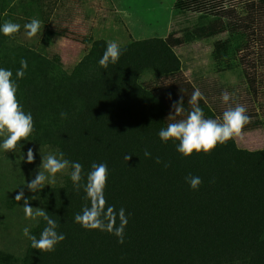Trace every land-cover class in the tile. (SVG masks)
<instances>
[{"label": "trees", "instance_id": "obj_1", "mask_svg": "<svg viewBox=\"0 0 264 264\" xmlns=\"http://www.w3.org/2000/svg\"><path fill=\"white\" fill-rule=\"evenodd\" d=\"M15 1L0 0V26ZM174 9L216 19L213 34L245 36L241 84L248 85L252 95L243 87V93L230 96L225 104L221 95L228 89L210 78L165 87L144 85L141 77L147 71L165 78L180 76L176 49L182 42L173 35L133 41L120 48L119 60L107 68L99 60L108 42L94 41L67 72L60 56L48 58L0 32V68L13 73L17 99L33 118L34 130L27 139L56 148L83 166L79 191L69 168L64 185L41 192L44 210L65 239L52 252L34 250L29 240L21 264H264V150H244L230 140L210 155L184 158L176 143L165 144L158 135L168 123L172 103L181 98L177 96L196 89L204 97L199 106L205 118L222 117L237 104L246 107L249 117L258 114L256 83L261 82L249 72L264 70V0H176ZM228 45L217 43L216 57ZM22 59L27 68L17 79ZM258 75L264 83V71ZM188 98L183 97L184 115L190 109ZM146 150L151 158L145 157ZM126 155L132 158L125 160ZM93 163L107 165V204L117 212L124 209L123 243L113 233L86 230L74 221L87 203L83 185ZM190 175L202 180L198 190L186 181ZM112 223L118 228L121 221L115 216ZM44 227L41 218L31 235L39 238Z\"/></svg>", "mask_w": 264, "mask_h": 264}, {"label": "rangeland", "instance_id": "obj_2", "mask_svg": "<svg viewBox=\"0 0 264 264\" xmlns=\"http://www.w3.org/2000/svg\"><path fill=\"white\" fill-rule=\"evenodd\" d=\"M113 1L119 10V15L116 16L118 25L121 20L124 26L127 25L128 30L131 31L130 35L134 38H167L173 35L175 38H180L182 42L176 49L182 63L180 76L165 78L158 76L153 71H147L141 77V82L144 85H150L153 88L165 87L181 81L194 83L196 79L210 78L217 79L223 88L228 89L232 97L243 93V87L247 88L249 94L252 95L249 86L241 84L244 80L243 67L240 64V59L244 58L242 54L246 45L244 35L213 34L212 25L216 19L179 12L174 9L176 0ZM109 12V10L106 11L107 22L113 16L111 12L109 15ZM240 13L245 14L242 10ZM108 27L110 29L107 28L106 32H111L116 43L122 45L126 41L125 34L123 33V37L117 35L112 26ZM93 29L94 25L90 24L85 34L91 35ZM103 30L101 29V31ZM66 38L54 36L53 40L47 44V49L49 57L59 55L64 70L71 72L84 54L83 49L86 44L79 43L77 39L70 36ZM225 41H228L229 45L216 57L215 45ZM42 45L45 44L42 43ZM251 58L254 57L251 55ZM252 61L254 62V60ZM247 69H250V66ZM262 71L264 70L255 68L249 72L251 77L255 75L254 78L261 82L260 84L256 83L259 85L257 89H260L258 100L261 101V105L256 104L254 108L258 114L250 117V122L245 125L242 134L233 139L239 148L248 151L264 150V83L261 81L262 77L258 75ZM190 95L192 94L183 97L188 98ZM249 108L251 109V106ZM0 142H2V138H0ZM29 148L33 150L35 156L32 164L26 162ZM48 154L58 155L59 152L56 148L38 145L28 139L22 141L14 152L6 153L0 149V264H21L25 257L29 239L23 235L22 230L28 227L31 235L41 218H37L35 221L26 219L23 212V201H16L15 196L22 190L25 198L29 199L31 207L44 210L41 199L42 190L32 193L27 189L26 184L37 174L42 160L41 156ZM68 175V169L58 173L54 183L45 182L43 190L64 185ZM33 197L35 198L33 199Z\"/></svg>", "mask_w": 264, "mask_h": 264}, {"label": "clouds", "instance_id": "obj_3", "mask_svg": "<svg viewBox=\"0 0 264 264\" xmlns=\"http://www.w3.org/2000/svg\"><path fill=\"white\" fill-rule=\"evenodd\" d=\"M41 22L33 18L24 25L25 36L28 39L34 38L41 30ZM20 25L11 21H6L0 26V32L5 37H12L19 33ZM121 55L119 45L114 41H109L99 65L107 68L108 65L116 64ZM21 68L16 72L17 79H22L27 68V61L21 60ZM13 73L10 70L0 68V149L6 153L14 152L17 146L27 140L34 130L31 113H25L17 99V86L12 80ZM230 94L224 92L221 95L222 101L227 104ZM204 99L199 89L194 90L188 98L190 106L187 115H184L183 97L172 103L171 111L166 118L168 123L162 128L158 135L160 140L167 144L174 142L177 144V152L184 158L191 157L194 153L210 155L218 145H225L230 140L239 137L242 130L250 122L245 106L237 104L235 107H228L222 117L216 119L205 118L203 109L199 106V101ZM67 113H61V118H65ZM146 158H151V153L145 151ZM40 168L35 177L26 184L27 189L32 193L43 190L45 182L49 184L55 182L58 173L71 168L70 178L77 191L80 190L83 166L79 162H70L65 159L63 153L48 154L41 156ZM131 155H126L125 160L129 161ZM35 156L31 148L27 151L26 162L34 163ZM162 161L157 158L156 163ZM166 168L169 164L164 165ZM108 169L106 164L91 165V171L87 175L86 183L83 185L86 204L81 212L76 214L74 221L86 230H101L113 233L118 237V242L123 243V229L127 224L124 209L117 210L114 206H109L104 195L107 184ZM186 181L192 190H198L202 180L197 176H188ZM35 197H33L34 199ZM16 201H23V212L26 219L37 220L43 218L46 227L40 233L39 238L30 235V230L25 227L23 235L28 237L31 247L39 252H52L55 247L65 239V235L58 233L57 223L49 217L45 210L30 206L29 199L25 198L21 190L15 196ZM118 216L121 224L115 228L112 220Z\"/></svg>", "mask_w": 264, "mask_h": 264}, {"label": "crops", "instance_id": "obj_4", "mask_svg": "<svg viewBox=\"0 0 264 264\" xmlns=\"http://www.w3.org/2000/svg\"><path fill=\"white\" fill-rule=\"evenodd\" d=\"M107 10L113 15L109 22L106 19ZM118 12L113 0H16L3 14L2 25L6 21L19 24L20 31L12 38L48 58L51 57H49L47 44L53 40L54 36L64 39L67 36L73 37L79 43L86 44L83 49L84 54L79 59L80 62L88 54L94 41L116 42L112 33L106 32L108 26H112L117 35L123 37V33L125 34L126 41L122 45L118 44L120 48L130 45L133 41L146 40L131 36V31L121 20L118 25L116 19ZM33 18L38 19L42 26L35 38L28 39L25 36L24 25ZM90 24L94 25V29L91 35H87L85 32ZM101 29L104 30L101 31Z\"/></svg>", "mask_w": 264, "mask_h": 264}]
</instances>
